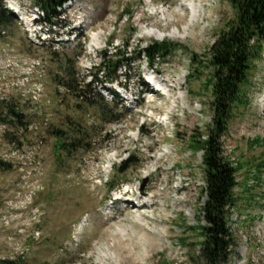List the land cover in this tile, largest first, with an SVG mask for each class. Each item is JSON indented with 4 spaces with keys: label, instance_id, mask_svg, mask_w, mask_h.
Returning <instances> with one entry per match:
<instances>
[{
    "label": "rangeland",
    "instance_id": "1",
    "mask_svg": "<svg viewBox=\"0 0 264 264\" xmlns=\"http://www.w3.org/2000/svg\"><path fill=\"white\" fill-rule=\"evenodd\" d=\"M189 3L200 8L201 17L187 38L144 35L157 27L183 33ZM1 6L15 9L9 25L0 27V159L9 164L0 169V261L208 264L194 228L204 224L202 152L188 140L212 124L206 56L234 17L230 1L73 0L62 6L57 23L34 0H0ZM155 41L186 50L152 66L138 59L135 48ZM125 46L133 60L122 67L120 83L90 87L126 108L122 121L103 125L94 108L56 79L66 74L64 64L82 86L94 76L102 51L116 59ZM262 53L223 136L224 155L243 167L230 219L235 244L228 261L219 264H264ZM194 54L201 62L192 60ZM161 80L170 92L155 89ZM74 126L95 127L91 147L59 158L55 131ZM133 199L146 205L139 208Z\"/></svg>",
    "mask_w": 264,
    "mask_h": 264
},
{
    "label": "trees",
    "instance_id": "2",
    "mask_svg": "<svg viewBox=\"0 0 264 264\" xmlns=\"http://www.w3.org/2000/svg\"><path fill=\"white\" fill-rule=\"evenodd\" d=\"M68 1L70 0H34L35 5L52 23H57L56 19L62 16L59 9ZM229 1L234 10V17L225 23V28L219 32L206 56L207 67L212 70V124L198 135L192 132L188 140L194 151L202 152L205 181L203 194L206 196L203 207L204 224L194 228L200 231L203 238L200 243V255L208 264L227 262L235 244L230 219L238 200L235 196L238 186L237 174L243 165L235 164L224 155L223 136L228 132V124L235 106L242 98V87L249 81L255 62L263 58L264 51V0ZM11 15L6 8L0 7V27L9 25ZM135 49L138 50V59L146 58L153 66L157 59L179 49L186 50V47L174 42L155 41L146 48L138 45ZM127 53L125 46L124 51H116L117 58L113 59L108 50L102 51L100 62L95 66L94 76L82 86L78 84L76 73L63 64L61 67L66 74L56 79V82L86 106L94 108L103 125L119 123L126 116V108L107 100L100 92H91L90 87L95 83H120L122 67L130 65L133 60L130 56L126 57ZM192 60H199L197 54L192 56ZM197 73L200 74L201 71L197 69ZM93 129L95 127L74 126L67 133L62 130L55 131L57 156L62 158L64 153L70 155L79 149L87 150L91 147ZM8 165L0 159V169H5ZM259 165L264 167V163ZM120 169L119 167L117 171L121 172ZM115 187L116 185H110L109 190ZM0 264L24 263L3 260Z\"/></svg>",
    "mask_w": 264,
    "mask_h": 264
},
{
    "label": "bare ground",
    "instance_id": "3",
    "mask_svg": "<svg viewBox=\"0 0 264 264\" xmlns=\"http://www.w3.org/2000/svg\"><path fill=\"white\" fill-rule=\"evenodd\" d=\"M14 5L15 6L16 5L18 6L17 3L16 4L14 3ZM188 8L190 9V16H189L188 22L183 26V30H184L183 33L181 32V29L178 28V27L176 29L172 30L170 33H166V32H164L163 30H161L160 28L157 27V28H151V29L145 31L144 32V35H147V36H155L156 38L162 39V40L165 39V38H167V37H175V38H183V39L184 38H187V36L189 34L188 31H189L190 27L192 25H194V23H196L197 21H199V17H201L200 8H198L197 5H195L194 3H189L188 4ZM20 9H19L18 12L21 14ZM99 40H100V33L97 32L92 37V43H91V45L93 47H96V45L99 44ZM159 83H160L159 85H160V87L162 89H165L167 92H170V89H168L167 86H166V84H165V80H161ZM131 202L134 205L133 202H136V201H134V199H133ZM137 203H139V201H137ZM151 206H153V205H151ZM115 249H116V251H118L117 253L120 252L119 251L120 250V247L119 246L115 247ZM130 253H131V251H130ZM130 257H132V255L131 256L129 255L127 258H130Z\"/></svg>",
    "mask_w": 264,
    "mask_h": 264
},
{
    "label": "water",
    "instance_id": "4",
    "mask_svg": "<svg viewBox=\"0 0 264 264\" xmlns=\"http://www.w3.org/2000/svg\"><path fill=\"white\" fill-rule=\"evenodd\" d=\"M130 161H132V160H130ZM130 161H129V162H130ZM127 163H128V162H127ZM125 167H126V165H125V166H123V167L120 169V171H121V172H123V171H124V169H125Z\"/></svg>",
    "mask_w": 264,
    "mask_h": 264
}]
</instances>
